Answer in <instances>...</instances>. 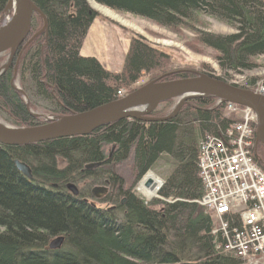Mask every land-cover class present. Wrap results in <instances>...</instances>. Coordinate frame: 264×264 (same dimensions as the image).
Segmentation results:
<instances>
[{"label": "trees", "instance_id": "obj_1", "mask_svg": "<svg viewBox=\"0 0 264 264\" xmlns=\"http://www.w3.org/2000/svg\"><path fill=\"white\" fill-rule=\"evenodd\" d=\"M8 1L0 0V23ZM95 1L167 28L202 12L235 26L234 35L199 39L220 53L216 59L224 71L254 70L253 58L264 56V5L259 0ZM32 2L45 14L48 28L33 38L44 26L35 16L33 39L19 47V62L0 76V114L8 123L39 125L31 114L37 106L64 116L118 101L119 89L160 66L157 60L164 52L137 37L130 41L124 69L111 72L95 56L81 54L99 17L87 0ZM173 74V79L188 76ZM255 81L241 87L250 89ZM239 121L236 114H228L227 104L204 96L186 101L172 119L162 122L123 119L87 136L1 144L0 264H243L226 254L222 236L212 234V213L197 203L205 195L198 165L201 141L206 135L225 139V130ZM262 148L259 167L264 171ZM164 154L174 161L172 172L158 192L160 199L146 202L116 169L131 159L138 181ZM17 159L32 168L33 179L19 171ZM99 162V167L86 169ZM89 179L109 187L104 203L111 206L97 207L85 192L74 197L64 184ZM157 204L160 209L154 208ZM59 236L65 238L62 247L50 249L51 240Z\"/></svg>", "mask_w": 264, "mask_h": 264}, {"label": "rangeland", "instance_id": "obj_2", "mask_svg": "<svg viewBox=\"0 0 264 264\" xmlns=\"http://www.w3.org/2000/svg\"><path fill=\"white\" fill-rule=\"evenodd\" d=\"M87 1L90 3L91 7L99 13L97 19L108 24L110 28L108 43L105 40L103 45L99 44V47L94 50V55L98 57L103 66L115 72L122 71V68L125 66L126 55H128L127 52L130 47V41L137 37L143 38L144 41L150 44L154 49L164 52V57L162 56L160 60H157V63L160 61L158 69H151L147 74L144 72V75L138 80V82L131 83L128 88H125L127 92L135 89V87L144 81L146 83L149 82V80H156L167 74L170 75L163 78L162 81H171L175 75L173 73L176 71L179 73H185L190 77L196 76L197 73L206 74V72H209L212 75L226 79L231 84H238L245 87H247L249 80L255 79L256 81L251 85L250 89L252 91H258L263 88L261 79L264 78V56L253 58L252 61L256 65V68L252 71L246 70V72L240 73L224 71L220 67L219 61L216 59L220 53L207 46L202 40L203 43L199 40L208 34H214L216 36L234 35V33L237 32L235 26L232 27L228 23L224 21L222 22L218 18L211 17L202 12L201 14H195L192 18L188 19L189 21H183L175 27L167 28L148 19L146 20L139 15H134L126 11L122 12L115 8H112V11H115L118 16L112 17L105 11L101 12L96 10V7H94L95 0ZM259 1L264 5V0ZM8 15L11 14H8L7 12L4 13L0 28L8 20ZM84 49L85 52L89 51L87 47ZM90 53L93 52L90 51ZM8 56L9 54H5L0 57V67L8 61ZM14 60L12 64L14 63ZM14 81L15 87L20 89V81L18 79H15ZM179 101L180 99H172V101H168V103H161L156 112L160 114V117L168 116L177 108ZM32 113H34V116L38 117L37 123L39 125L48 123L54 117H58L57 114L47 112V110L43 107L40 108L39 106H37L36 109H33ZM0 121L16 127L15 125L8 123L1 114ZM254 146H256V143H254ZM110 149V147L109 149H106L108 154L110 153ZM61 165L64 166L63 164ZM173 165L174 161L164 154L159 162L138 181H136L135 173L132 170L131 159L118 166L116 172L117 174L122 175L127 187H134V190L139 197L150 203L155 201V199H160L158 192L164 186L165 178L172 172ZM149 172H152L162 182L161 186L158 188V192H156L157 195L153 198L148 197L144 192L141 193L139 191V193L136 191ZM68 183L69 182H66L64 184L67 185ZM70 183L77 186L78 190L81 192H85L88 201L92 202L97 207L112 205V203H104L107 198L106 193L110 189L102 184V182H93L89 179ZM100 187L103 188L104 191L100 192L97 196L94 195L93 190ZM154 208L160 209L161 206L157 204ZM216 218L218 219V217ZM218 226L221 227L222 223H219ZM251 264H264V255L255 259L254 263Z\"/></svg>", "mask_w": 264, "mask_h": 264}, {"label": "water", "instance_id": "obj_3", "mask_svg": "<svg viewBox=\"0 0 264 264\" xmlns=\"http://www.w3.org/2000/svg\"><path fill=\"white\" fill-rule=\"evenodd\" d=\"M11 14V19L0 28V57L9 54L8 61L0 67V76L8 71L19 47L28 44L31 39L45 32L48 28L45 14L33 4L32 0H9L5 13ZM43 19V28L29 39L32 31V22L35 16ZM28 41V42H27ZM17 66L15 67V70ZM17 71V70H16ZM178 72V71H176ZM174 72V73H176ZM173 73V72H171ZM164 75L159 79L152 80L139 89L128 93L127 96L115 102H109L97 108L87 110L82 113L58 116L43 125L32 127H14L0 121V145L22 146L42 143L44 141H54L55 139H65L76 136H87L97 128L123 119H135L143 121L170 120L182 108L183 104L198 97H213L222 103H232L244 108L251 109L257 116L256 146H264V93L244 89L238 85L212 78L208 74L197 73L193 77L162 81ZM17 90H20L17 88ZM180 99L177 108L172 114L160 118H150L161 103ZM34 115V113L31 112ZM16 167L29 179H33L32 168L24 161L16 160ZM102 163H91L86 169L99 167ZM146 188L154 191L156 186L145 180ZM67 189L74 197L79 196L77 186L72 183L67 184ZM103 188L93 190L94 195L103 192ZM64 237L59 236L49 244L52 250H59L64 243Z\"/></svg>", "mask_w": 264, "mask_h": 264}, {"label": "built area", "instance_id": "obj_4", "mask_svg": "<svg viewBox=\"0 0 264 264\" xmlns=\"http://www.w3.org/2000/svg\"><path fill=\"white\" fill-rule=\"evenodd\" d=\"M125 93L124 89L118 91L120 96ZM227 110L241 115V121L233 126L239 138L230 135L227 141H223L208 136L201 143L198 165L206 192L198 202L211 204L209 209L220 218L223 214H233L238 222L249 225L253 219H262L264 213V174L257 167L250 166L252 157L243 154V148L253 143L255 116L249 109L242 110L234 104H229ZM217 139L223 145L217 148L208 146ZM213 232L225 238V252L230 251L243 260L253 262L258 255L264 254V231L238 232L237 226L222 222V226Z\"/></svg>", "mask_w": 264, "mask_h": 264}, {"label": "bare ground", "instance_id": "obj_5", "mask_svg": "<svg viewBox=\"0 0 264 264\" xmlns=\"http://www.w3.org/2000/svg\"><path fill=\"white\" fill-rule=\"evenodd\" d=\"M106 6V5H105ZM104 6V4L102 5V4H100V3H98V2H95L94 1V7H96L95 9L96 10H98V11H101V12H103V11H105L106 13H108V15H110V16H112V17H117L118 15L116 14V12L115 11H112V7H105ZM121 19V18H120ZM145 19V18H144ZM148 19V18H147ZM146 19V20H147ZM149 20V19H148ZM150 21H152V20H150ZM154 22V21H153ZM156 23V22H155ZM157 24V23H156ZM159 24V23H158ZM89 39V38H88ZM87 45V44H86ZM87 48H88V45L86 46ZM97 59H98V57L96 56V55H94ZM93 56V57H94ZM126 57H127V55H126ZM99 60V59H98ZM100 61V60H99ZM105 67V66H104ZM125 67V66H124ZM124 67L122 68V70L124 69ZM105 68H107V67H105ZM108 70H109V68H107ZM110 71V70H109ZM252 71V70H251ZM185 72H187V71H185ZM15 73L17 74V71L15 70ZM16 74H15V76H16ZM15 76H14V78H13V81L15 80ZM15 82V81H14ZM151 117H153V118H160V119H162V117H166V116H162V117H158L157 115H155V112H153L151 115H150V118ZM120 121V120H119ZM118 121V122H119ZM143 121V120H142ZM162 121H166V120H162ZM161 120H159L158 122H162ZM145 122H149V121H145ZM152 122V121H151ZM111 124V123H110ZM97 130H98V128H97ZM96 131V130H95ZM94 131V132H95ZM92 134V133H91ZM224 136H227L225 139H222V138H220V137H215V136H211V135H208V136H210V137H215V138H219V139H221V140H223V141H227L228 140V137L230 136V135H234V136H236V138H239L238 136H237V132H236V130L233 128V127H230V128H227L226 130H225V132H224V134H223ZM207 135H206V138L208 137ZM206 138L205 139H203L202 141H201V143L204 141V140H206ZM221 145H223V143L220 141V140H212L209 144H208V146H212V147H214V148H217V147H219V146H221ZM202 146H204V144H202ZM262 145H257V146H254V143H252L251 145H250V147H247V148H243V154L246 156V157H249V158H251V164H250V166L252 165V166H254V167H257L258 168V170L260 171L261 170V172H263V174H264V171L259 167V163H261V161H262V150H263V148L262 147H264V146H262ZM260 152H261V155H260ZM263 156H264V154H263ZM257 160H259L258 162H257ZM88 166V165H87ZM145 179L146 180H150L154 185H156V187L158 188V187H160V185L162 184V182L160 181V179H158L152 172H149L147 175H146V177H145ZM70 183V182H69ZM133 190H134V188H133ZM142 190H143V192L148 196V197H150V198H153V197H155L157 194H156V189L154 190V191H152V190H150V189H146V188H142ZM137 192H139L138 190H136ZM80 190H79V194H80ZM134 192H135V190H134ZM140 193V192H139ZM135 194H137L136 192H135ZM138 195V194H137ZM139 196V195H138ZM199 204H200V206L201 207H203L204 208V210L206 211L207 210V212H210V213H212V220H213V223H215V226H218L219 225V223H222V222H229L231 225L233 224L234 226H237L238 227V232H243V231H246V232H256V233H259L258 231L260 230V231H264V213L262 214V216H261V218L262 219H253L252 220V222L251 223H249V225H247V224H245L244 222H241V221H239L238 222V220H237V218H236V216L235 215H233V214H231V215H229V214H219V215H222L221 216V218L214 212V211H212V210H210L209 208H211V204H204V203H200V202H198ZM213 203V202H212ZM215 206H217V205H215ZM209 209V210H208ZM264 210V209H263ZM264 212V211H263ZM214 216H216V217H218V219L216 218V217H214ZM212 234H214L213 233V231H212ZM222 236V235H221ZM222 238H223V241H222V245H224V246H226V240H225V238L222 236ZM230 241V240H229ZM226 254H229V255H234V254H232L230 251H228V252H226ZM234 256H236V255H234Z\"/></svg>", "mask_w": 264, "mask_h": 264}, {"label": "crops", "instance_id": "obj_6", "mask_svg": "<svg viewBox=\"0 0 264 264\" xmlns=\"http://www.w3.org/2000/svg\"><path fill=\"white\" fill-rule=\"evenodd\" d=\"M110 32V28H109V25L106 24V23H103L101 20L99 19H95L93 21V25L92 27L90 28V30L88 31V35L83 43V47H82V51H81V54L82 56H94V50L96 48L99 47V44L100 45H103L104 41L106 40L107 43H108V37H109V33ZM106 37V38H105ZM89 38V39H88ZM88 45V49L89 51L88 52H85V45ZM85 46V47H84ZM93 52V53H90ZM111 72H114V73H117L111 69H109Z\"/></svg>", "mask_w": 264, "mask_h": 264}, {"label": "flooded vegetation", "instance_id": "obj_7", "mask_svg": "<svg viewBox=\"0 0 264 264\" xmlns=\"http://www.w3.org/2000/svg\"><path fill=\"white\" fill-rule=\"evenodd\" d=\"M18 56H19V54L14 57V59L17 60L16 64H17V62H19ZM15 60H14V62H15Z\"/></svg>", "mask_w": 264, "mask_h": 264}]
</instances>
